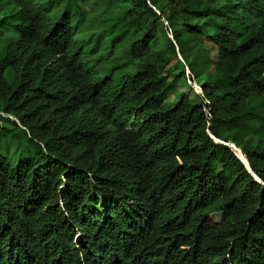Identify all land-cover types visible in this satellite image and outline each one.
<instances>
[{
    "label": "trees",
    "instance_id": "1",
    "mask_svg": "<svg viewBox=\"0 0 264 264\" xmlns=\"http://www.w3.org/2000/svg\"><path fill=\"white\" fill-rule=\"evenodd\" d=\"M0 264H264V0H0Z\"/></svg>",
    "mask_w": 264,
    "mask_h": 264
},
{
    "label": "rangeland",
    "instance_id": "2",
    "mask_svg": "<svg viewBox=\"0 0 264 264\" xmlns=\"http://www.w3.org/2000/svg\"><path fill=\"white\" fill-rule=\"evenodd\" d=\"M203 47H205L208 50H211V57L212 59L215 60V47L212 45L210 39L208 37H204L203 38ZM180 72H181V66L178 64L177 66H174L170 69V75H169V80H171L172 77L178 76V83L175 86V89L178 92L187 94L188 96L192 97V94L190 93V90L188 89L186 83H184L183 81V77L180 76ZM165 98H166V104H171V102L173 101V97L171 93H166L165 94ZM214 220H217V216L213 217Z\"/></svg>",
    "mask_w": 264,
    "mask_h": 264
}]
</instances>
